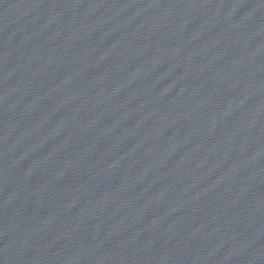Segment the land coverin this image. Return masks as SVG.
Instances as JSON below:
<instances>
[{
    "label": "water",
    "instance_id": "obj_1",
    "mask_svg": "<svg viewBox=\"0 0 264 264\" xmlns=\"http://www.w3.org/2000/svg\"><path fill=\"white\" fill-rule=\"evenodd\" d=\"M0 264H264V0H0Z\"/></svg>",
    "mask_w": 264,
    "mask_h": 264
}]
</instances>
